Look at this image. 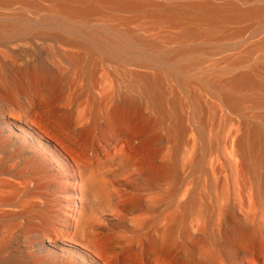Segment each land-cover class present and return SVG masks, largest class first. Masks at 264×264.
<instances>
[{
  "label": "bare ground",
  "instance_id": "bare-ground-1",
  "mask_svg": "<svg viewBox=\"0 0 264 264\" xmlns=\"http://www.w3.org/2000/svg\"><path fill=\"white\" fill-rule=\"evenodd\" d=\"M49 1L33 24L3 15L35 0H0V264H264V133L229 132L259 83L192 81L202 49L89 25L134 11L181 43L264 9Z\"/></svg>",
  "mask_w": 264,
  "mask_h": 264
},
{
  "label": "rangeland",
  "instance_id": "rangeland-1",
  "mask_svg": "<svg viewBox=\"0 0 264 264\" xmlns=\"http://www.w3.org/2000/svg\"><path fill=\"white\" fill-rule=\"evenodd\" d=\"M40 10L35 12L25 11L20 3L12 5L10 10L5 11L3 17H24L33 24H39L45 18H52L55 14L52 2L49 0H35ZM210 1L220 4L225 1H234L242 10L253 8L264 9V0H151L153 4L163 8H172L182 5L185 2ZM63 20V18L61 19ZM203 30L208 26L205 23H198ZM90 26L102 28H113L117 31H129L135 37L153 41L158 50L156 55L172 50L176 46L185 48L202 49L195 55L198 58V65L193 67L188 73L192 81H197L200 77H206L209 81L217 79L230 81L239 75H253L259 83V87L244 91L247 97L240 104L239 110L232 114V124L229 129L234 133H241L245 123L256 126L264 133V103L256 104L253 99L264 98V17H252L242 20L224 23L215 30L211 39H190L181 43H170L165 39V35H177L181 26L162 24L154 26L144 15L138 12L125 11L114 13L108 11L104 19L95 17L89 22ZM235 32H238L236 34ZM220 166V165H219ZM241 178L244 181L243 176ZM243 201L244 194H240ZM263 256H256L254 264H263Z\"/></svg>",
  "mask_w": 264,
  "mask_h": 264
}]
</instances>
